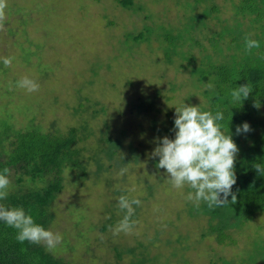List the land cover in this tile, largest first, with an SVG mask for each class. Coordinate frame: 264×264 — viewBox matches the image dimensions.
I'll list each match as a JSON object with an SVG mask.
<instances>
[{
  "label": "rangeland",
  "instance_id": "374dc122",
  "mask_svg": "<svg viewBox=\"0 0 264 264\" xmlns=\"http://www.w3.org/2000/svg\"><path fill=\"white\" fill-rule=\"evenodd\" d=\"M133 1L123 7L118 0H0V56L12 57L9 65L0 64V126L6 122L24 129L38 125L43 132L65 130L76 125L71 106L79 104L84 92L99 97L108 114L114 111L125 118L119 125L128 128L133 145V152L118 155L109 170L94 175L89 165L85 179L66 173L51 227L62 239L53 254L79 264H218L208 258L215 249L226 258L242 260L254 253L258 233L253 226L260 220L244 229L236 244L203 242L209 222L205 202L186 200L190 189L173 188L163 169L155 167L158 158L150 156L154 138L165 135L164 112L182 100L194 101L197 92L183 80L191 77L189 70H177L178 57L174 64L164 61L156 33L169 27L192 40L189 29L196 11L191 5L196 3ZM214 2L221 16L231 8L230 0ZM147 15L155 22L152 31ZM143 30L144 38L137 40ZM23 75L37 82L35 91L15 86ZM199 99L195 103L202 105ZM88 141L78 145L88 146ZM15 177L12 173L9 189ZM125 193L141 203L133 205L131 230L113 234L112 227L123 215L116 197Z\"/></svg>",
  "mask_w": 264,
  "mask_h": 264
},
{
  "label": "trees",
  "instance_id": "16d2710c",
  "mask_svg": "<svg viewBox=\"0 0 264 264\" xmlns=\"http://www.w3.org/2000/svg\"><path fill=\"white\" fill-rule=\"evenodd\" d=\"M186 1L195 2L197 6L191 5L196 11L192 13L193 23L189 29L194 37L189 40L182 33L164 27L162 32L156 33L158 47L164 48L167 64H174L178 57L181 66L177 70L183 73L189 70L191 77L186 73L184 78L188 79L183 80L197 88L194 101L189 104L198 105L195 102L199 95L202 108L221 110L222 130L229 132L237 146L233 162L235 182L231 186L235 200L229 197L225 204L205 205L204 213L209 222L201 238L203 242L208 239L218 245H233L239 242L244 229L260 220L253 226L258 238L254 240L256 231L250 235H253L254 253L248 257L243 255L244 258L237 261L233 256L226 258L210 249L208 258L218 260V264H264V59L260 58L264 56V0H230L231 8L222 16L218 14L214 0ZM118 2L123 7H130L134 1ZM146 18L151 23L149 31H152L154 21L148 15ZM145 31L136 39L142 40ZM245 34L257 39L259 48L245 53ZM247 81L252 85L248 97L241 102L231 100L228 89ZM80 93L79 104L71 106L75 108L72 115H77L72 120L76 125H69L65 130L56 128L43 132L38 125L24 129L6 122L0 126V168L8 169L9 178L12 173L16 175L13 189H8L0 203L23 207L45 228L54 224V208L68 180L66 173L85 179L90 176L89 165L94 166L96 172L93 174L96 175L108 166L112 168L118 155L133 152L128 128L119 125L125 118L114 111L108 114V107L99 97ZM173 114L172 107L164 112L165 127L162 130L169 138L172 137ZM241 122H247L249 130L237 134L235 128ZM87 140L88 146L78 145ZM104 161L108 162L107 166ZM256 163H260L259 171L254 167ZM113 222L105 223L102 230ZM15 232L14 228L0 222V264H79L55 256L42 242L17 241Z\"/></svg>",
  "mask_w": 264,
  "mask_h": 264
},
{
  "label": "clouds",
  "instance_id": "9594fccd",
  "mask_svg": "<svg viewBox=\"0 0 264 264\" xmlns=\"http://www.w3.org/2000/svg\"><path fill=\"white\" fill-rule=\"evenodd\" d=\"M260 42L252 38L250 34L243 37V50L248 53L257 49ZM264 59V56L260 57ZM12 62L10 56H0V64L7 66ZM17 88L26 92H33L38 88L37 82L30 76H20L15 82ZM212 85H209L211 87ZM252 90L249 81L228 89L231 100L241 102L248 97ZM173 107L172 137L164 135L154 138L155 146L150 156L157 157L155 167L163 169L164 178L173 188H182L185 185L190 189L185 194V199L199 203L205 202L208 207L219 206L229 202L228 198L235 200V194L231 192V186L235 182L233 170L234 155L237 146L229 132L222 130L221 110L210 111L202 108L200 104H186L182 100ZM247 122L237 125L235 132H247ZM257 171L260 163L254 164ZM8 169L0 168V201L7 196L10 186ZM119 209L123 215L112 227L113 234L128 232L135 220L130 219L134 212L133 205H139L141 201L135 196L128 198L127 194L116 197ZM0 222L11 226L16 230L14 238L30 243L42 242L46 250L51 251L61 241V234L51 228H45L36 223L28 212L19 205H5L0 203Z\"/></svg>",
  "mask_w": 264,
  "mask_h": 264
}]
</instances>
